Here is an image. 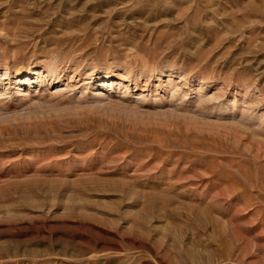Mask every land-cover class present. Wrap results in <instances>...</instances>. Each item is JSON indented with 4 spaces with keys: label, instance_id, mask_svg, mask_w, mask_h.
Listing matches in <instances>:
<instances>
[{
    "label": "rangeland",
    "instance_id": "374dc122",
    "mask_svg": "<svg viewBox=\"0 0 264 264\" xmlns=\"http://www.w3.org/2000/svg\"><path fill=\"white\" fill-rule=\"evenodd\" d=\"M0 264H264V0H0Z\"/></svg>",
    "mask_w": 264,
    "mask_h": 264
}]
</instances>
